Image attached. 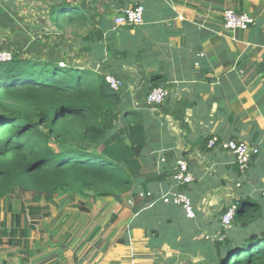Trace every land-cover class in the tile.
<instances>
[{"label":"crops","instance_id":"crops-1","mask_svg":"<svg viewBox=\"0 0 264 264\" xmlns=\"http://www.w3.org/2000/svg\"><path fill=\"white\" fill-rule=\"evenodd\" d=\"M60 1L0 0V51L120 79L118 124L101 150L133 184L118 199L94 201L87 224H78L82 215L53 224L52 236L44 226L28 248L3 239L0 264H221L216 235L229 206L257 202L264 224V0H67L86 10V24L56 22ZM139 4L143 25H115ZM227 9L254 24L227 30ZM155 76L169 90L160 106L146 102ZM213 136L259 154L241 173L231 152L208 147ZM180 158L194 176L189 185L174 180ZM175 192L191 199L195 217L165 201Z\"/></svg>","mask_w":264,"mask_h":264},{"label":"trees","instance_id":"trees-1","mask_svg":"<svg viewBox=\"0 0 264 264\" xmlns=\"http://www.w3.org/2000/svg\"><path fill=\"white\" fill-rule=\"evenodd\" d=\"M53 12L56 22L88 21L67 0ZM152 81L153 87L164 82L160 76ZM120 103V89L93 69L62 67L20 52L0 64V245L7 239L10 246L28 248L31 231L49 214L41 201L80 196L89 207H78L89 210L97 199L130 191L131 174L101 150L117 127ZM28 192L34 203L16 206V197ZM260 207L241 199L232 227L220 226L221 264H264V224L256 223ZM3 208L12 213L10 227L1 218Z\"/></svg>","mask_w":264,"mask_h":264},{"label":"built area","instance_id":"built-area-1","mask_svg":"<svg viewBox=\"0 0 264 264\" xmlns=\"http://www.w3.org/2000/svg\"><path fill=\"white\" fill-rule=\"evenodd\" d=\"M145 7L141 4L134 7L124 8L115 18L116 26L137 27L144 23ZM224 27L227 30L234 31L237 29L246 30L254 24V18L248 13H239L232 9H227L223 12ZM13 54L7 51H0V64L10 61ZM60 66L64 67L63 62ZM106 80L113 89H120L122 81L112 75H106ZM169 97V90L164 86L153 87L146 96V102L151 106H160ZM208 147L216 148L222 147L223 149L231 152L234 155L235 163L241 173H245L252 160L259 154V149L256 146H251L242 140H220L218 136H213L208 140ZM174 180L178 185L185 186L193 182L194 176L189 169L188 163L180 158L176 163V171L174 173ZM264 193V186L262 189ZM166 202H174L180 205L185 210L188 218L195 217V211L191 199L182 192H175L172 197L165 198ZM238 204H232L221 215L220 226L222 229H230L233 225L235 215L237 212ZM218 241H223L225 235L219 231L216 235Z\"/></svg>","mask_w":264,"mask_h":264},{"label":"rangeland","instance_id":"rangeland-1","mask_svg":"<svg viewBox=\"0 0 264 264\" xmlns=\"http://www.w3.org/2000/svg\"><path fill=\"white\" fill-rule=\"evenodd\" d=\"M85 10V9H83ZM86 12V10H85ZM20 198L16 197V206H21L22 202L24 201L27 205H31L32 203H34L33 201V196L30 192L28 193H24L23 195H20ZM6 204L5 201L2 202V205L4 207V205ZM48 205L49 206V214L47 216H44L42 219L40 218V220L37 222L36 224V228L33 229L31 231V237H37L38 234H41L43 232V228L44 226L46 227V236H52L53 233V224H73L74 219L77 218V216H81L82 215V219L78 220V224H87L89 222L88 218H89V211L85 210H81L80 207H78V205L80 206H84L87 207V200L85 198H82L80 196H75L74 198H70L68 197V195L66 194H59L55 197L54 200L52 201H41L40 205ZM44 212V210H43ZM87 214L84 215V214ZM6 218L7 223L11 224V220H12V213L11 212H6V210L3 208V211L1 212V218ZM6 245V244H5ZM12 247H10L9 245H6L5 247H3V249L5 250H13L11 249Z\"/></svg>","mask_w":264,"mask_h":264}]
</instances>
